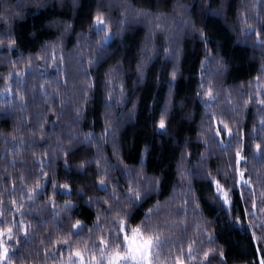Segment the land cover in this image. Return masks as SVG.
Instances as JSON below:
<instances>
[{"label": "trees", "instance_id": "trees-1", "mask_svg": "<svg viewBox=\"0 0 264 264\" xmlns=\"http://www.w3.org/2000/svg\"><path fill=\"white\" fill-rule=\"evenodd\" d=\"M18 2L25 4L22 11L26 19L20 20L13 17L10 25L0 21V36L11 30L13 35L19 37L20 41L11 57H0V92H4V78L10 71L13 73L20 72L22 78L26 81V87L21 85L20 88H17L15 87V81L20 77L14 76L13 80L9 81L13 85V95L7 99L4 95H0V200L3 201L0 208L4 209V216L9 221H12L15 216L16 221L23 220L25 224H32L37 234V238L33 243L38 246L39 240L44 234L52 233L54 236L57 234L51 224L45 223L43 228L36 226L37 219L45 218L47 213L52 211L50 206L44 209L46 203L50 204V197L53 195L51 183L53 181L57 185L67 183L70 186L72 185L71 189L74 186L84 188V185H89V183H97L98 177L95 176L97 168L94 161L86 165L87 171L83 175L78 171L79 164L83 162L80 158L82 154L87 152L89 160L96 156L95 148L83 145L79 141L84 138L82 133L94 131L96 136L103 134L105 126L103 113L105 109L101 102L104 96L102 81L109 68L119 62L126 89L127 103L122 108L115 107L112 110L113 121H121L114 137L119 149V159L116 155H113L111 141L101 147L103 157L109 164L117 167L116 172L109 173V179L112 183L118 181V191L126 193L128 178L121 176L120 173L123 171L124 165H127L130 169H138L141 153L146 147L151 149V155L147 156L144 161L146 175L148 177L165 176L161 191L159 193L153 192L152 196L145 202L136 223L144 218L143 213L147 212L148 208L154 207L159 201L160 211L158 214L153 213L152 224L159 221L162 226L166 225L173 228L175 234L171 238L178 241L177 247L182 242L185 246L184 251L187 252V242L196 239L197 244L195 246L200 250L202 256V252L206 248L207 236L198 234L195 229L198 223L203 226L204 221H211L210 231L215 233L216 247H222L228 253L227 264H259L262 257L257 253V248L264 249V242L250 243L253 229H249L245 233L244 231L234 230L230 226L237 215L243 217L245 209L251 212V199H249L248 204L240 201L238 190L234 210L231 214V220H229L228 210L221 212L211 202L212 197L215 195V189L210 192L207 182L197 180L192 186L201 203L200 212L204 220L201 221L195 216L194 205L188 206L187 217L185 218L183 202L186 199H191V197L182 194L188 184L186 182L181 183L176 173V163L179 160L181 150L184 148L185 140L190 141L188 152L192 153L191 164L185 166L196 168L200 152L204 150L198 139L202 122L206 128L211 125V134H214L216 122L210 119L213 114L217 120L223 119L229 122L230 126L233 121H239V130L243 134L241 142L245 145L246 156V161L242 162L246 164V168L243 170L245 176L251 178L256 190L258 205L255 216L243 218L242 223L247 228L250 224L259 225L264 220V212L259 210L260 207H264V205H260L261 185H264V159H253L255 145L264 140V133L259 131L261 128L260 117L257 113L259 105H249L250 110L244 108V102L247 100L250 91L247 85L250 81L253 85L256 83L254 78L260 68V50L236 43L240 38L238 36L240 25L237 22L238 13L236 11V5L239 4L240 0H233V8L226 13V21L222 16L218 21L209 22L208 25V30L212 35V44L209 47L213 50L220 49V54L228 66V70L222 75H206L204 77L205 89L208 87L209 80H211L216 95L212 107H205L201 102L202 98H195V93L199 90L201 82L200 61L203 59L204 50L199 40H193L191 35L177 37L183 52L178 66L179 74L175 82L176 86L171 91V97L168 83L173 61L165 62L162 48L160 54L147 64L144 80L138 87H134L137 80L136 65L141 58L144 40L148 33V25L147 22L141 24L132 22L124 37H118L108 50L111 58L103 62L102 66L92 70L93 74L99 77L97 81L98 95L95 104L89 103L86 110V119L81 118L79 127L70 123L71 120L76 119L74 109L78 106L77 101L71 100L66 103L64 114L58 121V127L53 124L44 126L48 135L43 139L40 135L37 117L42 114V109L49 107V104H42L41 102L40 85L44 84L45 90L53 98L56 97L57 93L55 83L61 85L59 91H66L68 98L80 95V81L83 79V73L79 71L77 57L80 55L88 57L92 53L86 48H76L77 37L81 34L85 36L88 34L89 24L96 14L97 6H101L100 11L111 21L114 32L117 31L120 20L124 19L121 12L126 5L131 4L137 9L144 7L145 11L151 12H157V10L142 5L139 0H79V8L73 11L72 0H63V6L61 0H45L49 5V10L41 9L43 15H40L37 13L35 5L32 4V0H0V15H8L7 9L14 8ZM175 2L176 0H168V7L159 9L160 12L168 16L167 20L161 21L165 29L174 27L172 24V17L174 16L172 5ZM244 2L247 3L248 0H244ZM52 5H55V7L53 8ZM33 13H36V15H33ZM193 20H195V16H193ZM64 21L72 23L73 28L64 35L63 42L57 44L55 54L57 60L61 55L64 57L63 68L67 72L66 89L64 88L65 79L54 72L51 59V45L58 40L61 33H64ZM196 23L199 26V21H196ZM49 24L53 26L49 27ZM232 29H235V31ZM168 34L169 32L166 30L156 32L155 36L148 37L149 50H146L145 54L151 55L150 49L153 46L160 48L161 45H164L166 43L165 36ZM46 45L48 46L47 66L43 59H37V57L44 56L42 49ZM173 46H176L175 41H173ZM91 47H96L95 40L92 41ZM4 51H7L6 45ZM112 53L115 54L111 55ZM213 55H216L215 51H213ZM21 56H23V60L20 59ZM29 57L33 58L32 68L27 67ZM12 61H16L15 68L12 67ZM84 67H88L86 60ZM205 67L209 73L216 72L213 64H207ZM34 89L35 102L32 100ZM251 91H253V99H255L254 90ZM16 92H20L25 97L26 108L24 112L19 111L21 102L15 96ZM117 92H119V88H117ZM241 92L244 93L243 96H241ZM229 100H231V104L228 103ZM133 104H135V112L132 119L128 120ZM166 105L170 109L166 118L168 131L164 136H158L154 134L156 131L155 125L158 123L160 114ZM53 108L57 112L60 111L59 99H56ZM233 109H235V113ZM205 112L208 113L207 116H205ZM186 115H190L192 119H184ZM46 116L56 121V116L51 111L47 112ZM254 128L257 130L255 133L253 132ZM236 131V127H233V132ZM33 132H36V135H33ZM70 135H75L78 138L71 145L68 143ZM253 135H255V139L252 138ZM61 139L63 140L64 149L57 153V142ZM177 139L179 143H177ZM224 139L227 140L228 138L225 136ZM237 139H240V137H233L234 141ZM69 147H71V154L67 159L70 167L65 168L66 157L64 152ZM211 151V158L204 166L205 175L209 172L216 175V170L219 169L218 179L223 183L224 163L228 160V156L218 152L215 146H211ZM235 151V148L230 151L233 167ZM57 155L58 159L56 158ZM12 162H15V167L12 166ZM41 163L47 165L45 168V171L49 173L47 179L41 175ZM90 174L91 178L89 179ZM37 178L40 179L46 190L38 194L33 203L27 201L26 196L27 192L35 187ZM112 183L109 185L108 192L112 191ZM97 189L96 193H90V195L100 200L101 208L107 207L103 203L106 199L103 189L98 184ZM56 191L59 193L55 197L58 207H62L66 201L73 205H80L71 213L63 215L64 223L60 227H70L68 223L69 215L72 217V222L78 218L86 225L84 239H87V229L93 226V222L97 217L96 208L93 207L89 211L85 203L88 196H84V199L81 200L78 194L75 195L73 189L71 195H67V192L59 187ZM22 195L25 204L23 216L19 215L11 204L12 200L19 202ZM8 209H11V211H7ZM177 212L180 213L178 224L175 219H169L171 214ZM52 219H60V217H52ZM101 223H104L103 219ZM152 224L149 226H152ZM185 226L188 228L187 232L183 231ZM255 230L259 231L258 228ZM201 241H203V244L200 243ZM39 251V260L42 264L43 249L41 248ZM36 253L37 248L34 247L30 252L24 254L26 259L20 261V264H37V261L32 259L36 256ZM165 255H167V250H165ZM216 259H219L218 252ZM190 264H196V262L192 261Z\"/></svg>", "mask_w": 264, "mask_h": 264}, {"label": "snow or ice", "instance_id": "snow-or-ice-1", "mask_svg": "<svg viewBox=\"0 0 264 264\" xmlns=\"http://www.w3.org/2000/svg\"><path fill=\"white\" fill-rule=\"evenodd\" d=\"M142 5L149 8H155L157 12L145 11L144 7L139 9L134 8L131 4L124 7L121 15L124 19L120 20L117 31L112 30L111 21L108 20L105 14L100 11L101 6H97L96 14L93 16L89 24V32L85 36L81 34L77 37V49H87L92 55L84 57L80 55L77 57L79 63V71L83 73V79L81 83V92L78 96L68 98L66 91H59L61 85L55 83V89L57 90L56 97L53 98L46 90L45 85H40V99L42 104H49L47 109H42V114L37 117V123L40 128V135L43 139L48 135L44 126L46 124H53L58 127V121L64 114V108L66 103L71 100L78 102V106L74 109L76 119L70 121L71 124H75L79 127L81 118L86 119V110L91 102L95 104L97 91L98 76L93 74V69L102 66L103 62H106L111 56L108 54V50L112 47L113 42L118 38H123L125 33L129 31L130 24L135 22L141 24L147 22L148 33L144 40V48L141 52V58L136 65L137 80L134 87H138L144 80L145 68L149 62L153 60L155 56L160 54L162 48L165 62L173 61L171 64L170 81L168 83L169 94L171 97V91L176 86L175 82L179 74V65L183 50L179 46L177 37L180 35H191L193 40H199L204 50L203 59L200 61L201 82L199 90L195 93L196 99H201V102L205 107H212L214 105L216 95L212 87V82L209 80L208 87L205 89L203 83L206 75L216 76L222 75L228 70L227 63L223 56L220 54V49H210L212 44V35L208 30L209 22L218 21L224 16L227 20L226 13L233 8V0H176L172 5V24L174 27L165 29L161 21L167 20L168 16L160 12L159 9L168 7V0H139ZM32 4L35 5L37 13L43 15L41 9L49 10V5L45 0H32ZM63 6V0H61ZM215 5V6H214ZM54 8L55 5H52ZM25 4L18 2L14 8L7 9L8 15H0V21L4 24L10 25L13 17L20 20L26 19L23 9ZM79 8V0H72V9L75 11ZM237 22L240 25L238 36L240 37L236 43L238 45H245L253 49L260 50V68L258 70L255 79V85L250 81L247 87L250 89L248 98L244 102V108L249 109V105H259L257 113L260 117L261 128L259 131L264 133V0H248L247 3L244 0H240L236 5ZM36 15V13H33ZM195 16V20H193ZM131 18V19H129ZM196 21H199V26ZM155 22V23H154ZM64 33H61L57 41H54L51 45L53 61L52 67L54 72L65 79L64 88H67V72L63 68L64 57L61 55L59 60L55 54V48L58 43L63 42L64 35L73 28V24L67 21L63 22ZM49 24V27H52ZM168 31L169 34L165 36L166 43L161 45L160 48L153 46L151 55L145 54L148 49L149 39L148 37L155 36L156 32ZM235 31V29H232ZM96 41V47L92 48V41ZM173 41L176 42V46H173ZM19 37L13 35V32L9 30L6 34L0 36V57H11L15 52L16 46L19 43ZM5 45L7 51H4ZM44 56L37 57V59H43L47 66L48 60V46H44L42 49ZM213 51L216 55H213ZM112 53L111 55H114ZM23 60V56L20 57ZM253 59H255L253 57ZM85 60L88 67H84ZM12 67H16V61H12ZM207 64H213L216 68V72L209 73L206 70ZM28 68L33 67V58H28ZM20 77L15 81V87L20 88L21 85L26 87V81L22 78L20 72H9L5 76V89L4 92H0V95H4L5 99L13 95V85L9 81L13 80V77ZM102 87L104 89V96L102 103L104 106L103 118L105 126L103 134L96 136L95 132L82 133L83 140L79 141L83 145L91 146L96 150V156L92 160L88 159V153L85 152L81 159L82 163L78 166V171L83 175L86 171V165L91 164L93 161L96 164L97 172L95 176L98 177L97 183H89L88 190H81L80 199L83 200L84 196H88L87 209L90 211L93 207L97 210L96 220L93 222V226L87 229V239H84L86 225L80 219H75L72 222V217L68 216V223L70 227L61 228L60 225L64 223L63 215H67L74 211L75 208L80 207L79 204L73 205L69 201H66L62 207H58L55 201L57 193V187L70 192L71 189L67 183L57 185L55 181L51 183L53 195L50 197V204L46 203L44 209L49 206L52 211L47 213V216L42 219L36 220V226L43 228L45 223L51 224L57 233L55 236L52 233H46L39 240V245H34V240L37 238V234L32 224H25L23 220L16 221L15 216L12 221H9L4 216V209L0 208V264H20V261L26 259L25 253L30 252L34 247L37 248L36 256L32 259L40 264V251L43 249V262L42 264H190L195 261L196 264H227V251L224 248L216 247L215 233L210 231L212 222L204 221L203 226L197 224L196 232L200 235L207 236V244L205 250L200 255V250L196 248L197 240L192 239L187 242V252L184 251V244L173 240L171 237L174 235V229L162 226L159 221L152 224L153 213H159L160 204H157L148 208L147 212L143 213L144 218L136 223L141 214V209L144 207L145 202L152 196L153 192L159 193L161 191V185L165 179L164 175L148 177L144 171L145 158L151 155V149L146 147L141 153V159L139 161V168H128L124 165L123 171L120 175L128 178V184L126 187V193L118 191V181L112 183L109 179V173L117 171L116 165H111L103 157L101 153V147L103 144H107L109 141L113 144V155H116L119 159V149L115 143L114 137L120 120L113 121L112 110L115 107L126 106V89L122 79V73L120 72V63L111 68L105 73L102 81ZM243 87V85H242ZM119 88V92H117ZM255 99H253V91ZM32 96L33 102L36 100L35 89ZM244 93L241 92V96ZM15 96L19 98L20 105L19 111L24 112L26 108L25 97L20 92H16ZM59 99L60 111L57 112L53 108V105ZM51 101V103H49ZM231 104V100L228 101ZM169 107L166 105L164 110L160 114L158 123L155 125V135L164 136L168 131L166 125V118L169 111ZM51 111L56 116V121H53L50 117L46 116V113ZM235 113V109H233ZM135 112V104H133L132 110L128 115V120H131ZM238 115V113H236ZM208 113L205 112V116ZM184 119L191 120L190 115H186ZM210 119L216 122V128L214 134L212 133L211 125L205 127L202 122L201 131L198 133V139L203 145V151L200 152V158L197 161L196 168L186 167V164H191L192 153L188 152L190 147V141H184V148L180 152L179 160L176 163V173L181 183H187L188 187L182 191V194L191 199H186L183 202L185 208L184 217H187V208L189 205H194L195 216L203 221L204 218L201 215L200 208L201 203L197 198L193 189V183L197 180L205 181L208 185V190L211 192L215 189V195L212 197V204L221 212L228 210L229 220H231V214L234 210L236 203V194L239 190V200L248 204L251 199L252 210L249 212L245 209L243 217L237 215L236 219L231 222V227L234 230L248 232L249 229H253L250 243L264 242V220L259 225L250 224L248 227H244L242 219L249 216H255V212L258 208L257 195L254 189L253 183L250 177L245 176L246 164L242 162L246 161L245 145L241 142L243 140V134L239 130V121H233L230 126L229 122L221 119L217 120L213 114ZM233 127H236L237 131L233 132ZM257 130L254 128L253 132ZM36 135V132H33ZM228 139L225 140L224 137ZM234 136H239L240 139L233 140ZM255 139V135L252 137ZM77 136L70 135L68 137V143L77 141ZM176 139V138H174ZM58 147L56 152L59 153L64 149L63 140H58ZM177 143H179L177 139ZM211 146H215L216 150L221 154L228 156V160L224 163V182L218 179L220 170H216V175H212L209 172L205 175L204 166L206 162L211 158L212 151ZM235 148L234 167L232 156L230 155L231 149ZM71 154V147L64 152L65 168H69L68 157ZM59 158L58 155L56 157ZM254 160L264 159V140L255 145V153L253 154ZM103 162V164H102ZM123 163V161H121ZM12 166L15 167V162H12ZM35 167V165H33ZM46 164H40V172L43 178L47 179L49 173L45 171ZM91 174L89 175V179ZM230 182V183H229ZM110 183H112V191L108 192ZM97 184L103 189L106 199L103 203L107 207L101 208L100 200L93 198L90 193L97 192ZM46 190L44 185L37 178L35 187L27 192L26 199L29 202L35 201V198L42 191ZM3 201L0 200V205ZM11 204L13 208L17 210L19 215H24V197L21 196V200H12ZM260 205H264V185H261L260 192ZM261 212H264V207H260ZM7 211H11L8 209ZM39 215V214H38ZM52 217H60V219H52ZM104 223H101V220ZM169 219H175L178 224L180 221V213H174L169 216ZM152 224V226H149ZM259 229L257 232L255 229ZM184 232L188 231L187 226L183 229ZM97 233L99 234L97 236ZM167 233V234H166ZM203 244V241L200 242ZM167 250V255H165ZM219 254V259H216V254ZM66 253V255H65ZM257 253L262 257L259 264H264V249L257 248Z\"/></svg>", "mask_w": 264, "mask_h": 264}, {"label": "rangeland", "instance_id": "rangeland-1", "mask_svg": "<svg viewBox=\"0 0 264 264\" xmlns=\"http://www.w3.org/2000/svg\"><path fill=\"white\" fill-rule=\"evenodd\" d=\"M82 155L80 156V158L82 157ZM87 185H84V188L82 186L81 187L80 186H74V187H72V189L74 190L75 195L78 194L80 196L81 190H84L85 189L84 191H87L88 190V186ZM71 186L69 185L70 189H71ZM67 195H71V191L70 192H67ZM65 255H66V253H65Z\"/></svg>", "mask_w": 264, "mask_h": 264}]
</instances>
